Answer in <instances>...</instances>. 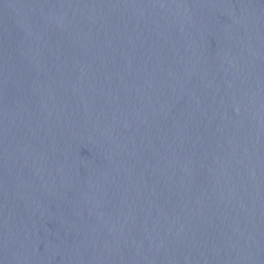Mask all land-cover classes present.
<instances>
[{
  "label": "water",
  "instance_id": "water-1",
  "mask_svg": "<svg viewBox=\"0 0 264 264\" xmlns=\"http://www.w3.org/2000/svg\"><path fill=\"white\" fill-rule=\"evenodd\" d=\"M0 264H264V0H0Z\"/></svg>",
  "mask_w": 264,
  "mask_h": 264
}]
</instances>
